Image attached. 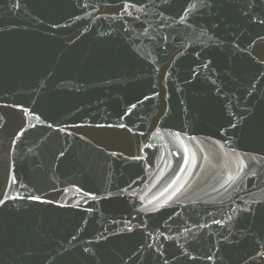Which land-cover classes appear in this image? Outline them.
<instances>
[{"label":"water","instance_id":"95a60500","mask_svg":"<svg viewBox=\"0 0 264 264\" xmlns=\"http://www.w3.org/2000/svg\"><path fill=\"white\" fill-rule=\"evenodd\" d=\"M260 20L264 0H0V198H23L0 264H264Z\"/></svg>","mask_w":264,"mask_h":264},{"label":"snow or ice","instance_id":"6c2138e0","mask_svg":"<svg viewBox=\"0 0 264 264\" xmlns=\"http://www.w3.org/2000/svg\"><path fill=\"white\" fill-rule=\"evenodd\" d=\"M196 4L195 3H189V5H188V7L187 8H185L184 9V11L186 12V13H191V12H193V11H195L196 10ZM181 22H183L185 19H186V17L185 16H182L181 18ZM258 23H260V24H264V20H260V21H258ZM258 39H262V40H264V37H258ZM205 67H207V65H205ZM133 108L135 107V105H133L132 106ZM120 127H124V125H120ZM233 127H235V125H233ZM179 133H176V136L177 137H179ZM220 147L221 148H223L224 146L223 145H220ZM61 155H63V153L61 154ZM184 163L185 164H187L188 163V157H187V155L185 156V158H184ZM244 167H247V165H244ZM181 171H183V168H181ZM252 175H255V173L253 172V173H251ZM17 181H16V179H15V177H12V183H16ZM173 183H175V181H173ZM169 187H171V185H169ZM165 191H167V189H165ZM94 198V197H93ZM9 199H12V200H17V199H23L22 197H18V196H15V197H8L7 195H5V196H3V198H0V205H5L6 204V202L9 200ZM27 199H31V200H33V201H36V202H40V203H47L48 201H45V200H42V198L40 197V196H35V195H33V196H29V197H27ZM229 219H231V217H229ZM215 223H220V221H214ZM257 243L259 244V241H257ZM260 248H261V250L260 251H258L257 252V257H262V258H264V245H260ZM85 251H88L87 249H85ZM209 260H211V259H213V257L212 256H208L207 257ZM255 258V257H254Z\"/></svg>","mask_w":264,"mask_h":264}]
</instances>
